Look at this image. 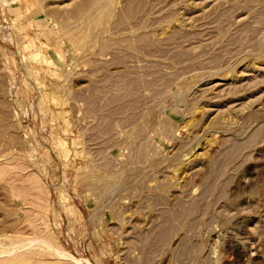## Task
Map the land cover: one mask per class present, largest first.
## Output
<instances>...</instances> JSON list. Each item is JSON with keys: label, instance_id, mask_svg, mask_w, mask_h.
Instances as JSON below:
<instances>
[{"label": "rangeland", "instance_id": "rangeland-1", "mask_svg": "<svg viewBox=\"0 0 264 264\" xmlns=\"http://www.w3.org/2000/svg\"><path fill=\"white\" fill-rule=\"evenodd\" d=\"M126 1L0 0V264H264V0Z\"/></svg>", "mask_w": 264, "mask_h": 264}, {"label": "bare ground", "instance_id": "bare-ground-1", "mask_svg": "<svg viewBox=\"0 0 264 264\" xmlns=\"http://www.w3.org/2000/svg\"><path fill=\"white\" fill-rule=\"evenodd\" d=\"M112 3V0H81L80 4L78 3L77 5L74 6V11L78 12V13H81L82 14V17H81V21L82 19L84 18L83 14H85V12L83 11L84 9V5L87 4V11L88 10H92L90 14V17H89V24H88V27L85 28L86 29V39L87 40H91V39H94L96 37H99L100 35H97L98 32H102V30H107V27L109 25V18L112 14L113 16V12L111 13V8H110V5ZM122 12V11H121ZM133 13H134V10H133V5L132 3L128 0L126 1V4H125V7L123 9V12L120 13V19H126V17H131L133 16ZM89 16V15H88ZM85 19V18H84ZM88 19V17H87ZM86 20V19H85ZM121 22H123L122 20H120ZM86 23V22H85ZM112 27V25H111ZM103 33V32H102ZM101 34V33H100ZM103 35V34H102ZM106 35V34H105ZM105 37V36H103ZM107 37V36H106ZM105 37V38H106ZM129 38V37H128ZM80 39V38H79ZM107 39V38H106ZM132 40V39H130ZM95 41V39H94ZM98 41V40H96ZM85 42V41H84ZM101 42V41H100ZM44 45V44H43ZM101 45V44H100ZM107 45V44H106ZM102 47V46H101ZM33 53V52H32ZM35 54V53H34ZM36 58V57H35ZM50 60V59H49ZM48 61V60H47ZM51 61V60H50ZM93 98V97H92ZM122 108V107H121ZM242 109V108H241ZM113 110V109H112ZM162 126H163V123H162ZM165 128V127H164ZM214 143V142H213ZM149 146V144H147ZM151 145V144H150ZM210 145V144H209ZM208 147V146H207ZM207 149V148H206ZM207 154V153H206ZM204 155V154H203ZM208 155V154H207ZM202 160V159H201ZM180 182V181H179ZM178 182V183H179ZM176 183V184H178ZM97 186V185H96ZM100 186V185H99ZM92 188V187H91ZM102 188V187H101ZM209 188V187H208ZM100 192H102V190H100ZM104 193V192H103ZM102 193V194H103ZM187 195V194H186ZM180 200V199H179ZM179 202H183V201H179ZM187 203V202H186ZM190 203V202H189ZM184 204V203H183ZM188 207V206H187ZM161 209V208H160ZM178 210V209H177ZM176 211V210H175ZM188 211V210H187ZM181 212V211H179ZM171 213V212H170ZM171 215V214H170ZM153 229V228H152ZM163 231V230H162ZM144 237V236H143ZM141 236V238H143ZM160 238V237H159ZM31 239V238H30ZM131 239V238H130ZM166 239V238H165ZM32 240V239H31ZM30 240V241H31ZM143 240V239H142ZM33 242H37L38 241V244L41 242V243H44L43 245H46V244H49V240L46 239V238H39V240H32ZM40 241V242H39ZM141 241V240H140ZM29 243V241H28ZM46 243V244H45ZM51 243V242H50ZM31 244V243H30ZM143 244V243H142ZM144 245V244H143ZM52 246V244L50 245V247ZM129 246V245H128ZM16 247V246H15ZM39 247H42L39 245ZM47 247V245H46ZM45 247V248H46ZM53 247V246H52ZM48 249V248H47ZM54 249V248H53ZM51 249V251L53 250ZM14 251V249H12ZM139 250H141L139 248ZM11 252V251H10ZM55 252H57L58 256H67L68 253L67 252H64V250L62 249H57L55 250ZM33 253V252H32ZM10 260V259H9ZM2 261V259H1ZM3 262V261H2ZM63 264V263H62Z\"/></svg>", "mask_w": 264, "mask_h": 264}]
</instances>
